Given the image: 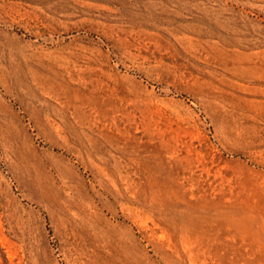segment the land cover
<instances>
[{
  "label": "rangeland",
  "instance_id": "rangeland-1",
  "mask_svg": "<svg viewBox=\"0 0 264 264\" xmlns=\"http://www.w3.org/2000/svg\"><path fill=\"white\" fill-rule=\"evenodd\" d=\"M0 264H264V0H0Z\"/></svg>",
  "mask_w": 264,
  "mask_h": 264
},
{
  "label": "bare ground",
  "instance_id": "bare-ground-1",
  "mask_svg": "<svg viewBox=\"0 0 264 264\" xmlns=\"http://www.w3.org/2000/svg\"><path fill=\"white\" fill-rule=\"evenodd\" d=\"M150 190L151 196L156 200V205L159 211H162L172 217L177 222V225L183 227L184 229L195 226L194 217L197 213L196 209H193L191 205L184 207L182 204L183 202L180 201L178 197L172 198L170 192L165 187L155 185V187H150ZM137 228L143 234V237L148 238L149 240H151L150 238L156 237L154 230L149 229L147 224L139 222Z\"/></svg>",
  "mask_w": 264,
  "mask_h": 264
}]
</instances>
